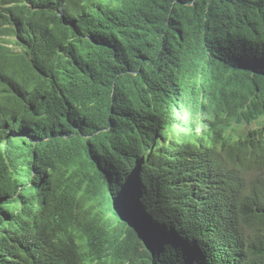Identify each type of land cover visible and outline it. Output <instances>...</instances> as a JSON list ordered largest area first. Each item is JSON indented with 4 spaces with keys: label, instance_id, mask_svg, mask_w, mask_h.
<instances>
[{
    "label": "trees",
    "instance_id": "obj_1",
    "mask_svg": "<svg viewBox=\"0 0 264 264\" xmlns=\"http://www.w3.org/2000/svg\"><path fill=\"white\" fill-rule=\"evenodd\" d=\"M182 101L264 116V0H0V264H264V124Z\"/></svg>",
    "mask_w": 264,
    "mask_h": 264
},
{
    "label": "clouds",
    "instance_id": "obj_2",
    "mask_svg": "<svg viewBox=\"0 0 264 264\" xmlns=\"http://www.w3.org/2000/svg\"><path fill=\"white\" fill-rule=\"evenodd\" d=\"M191 104V103H190ZM185 102L182 101V103L179 105L178 110H173V114H172V119H173V123L171 124V128L168 129L170 136H168V139H173L176 140L177 142L182 141L183 139H189L191 136H198L202 133V119H207V118H211V120L216 124L217 127L220 128L221 134L229 140H237L239 138V136H244L246 135V133L248 132V130H252V129H257L259 127H261L264 124V116H262L259 119L253 120L249 123L245 122V121H241L238 123H233L230 121H227L226 118H224V116H222L221 114H213L208 108H200V105L198 106H193L190 107L189 105ZM184 105L186 107H188L191 111V122H190V126L191 128L188 129L187 127V123H186V117H185V111H184ZM181 111V112H178ZM179 113V114H178ZM208 113V116H206V114ZM184 114V117L182 116ZM195 115L197 116V119L195 118ZM177 117H181L182 120H185V125H181L180 121L179 123L176 121ZM218 120H223L224 125L220 124L218 122ZM197 122V123H196ZM231 124H233L235 127H233V132L236 133V136H232L229 132L225 133V127L230 126ZM246 125V129H242V126ZM186 130L188 131V134H186ZM228 143L225 144V147H227ZM135 225V223L133 224ZM137 230L139 229L142 232L143 237L146 239L147 242V238H146V234L144 232V228L139 224L137 225ZM137 233V231H136ZM138 235V233H137ZM140 235H138L139 237ZM140 239V237H139ZM142 245L149 249L148 244L144 245L142 240L140 239Z\"/></svg>",
    "mask_w": 264,
    "mask_h": 264
},
{
    "label": "rangeland",
    "instance_id": "obj_3",
    "mask_svg": "<svg viewBox=\"0 0 264 264\" xmlns=\"http://www.w3.org/2000/svg\"><path fill=\"white\" fill-rule=\"evenodd\" d=\"M184 113H185V117H186V123H187V127H188V129L189 128H191V126H190V122H191V111H190V109L188 108V107H186L185 105H184ZM183 117H184V114L182 115ZM181 118V117H180ZM179 117H177L176 119V121L179 123V121H180V123H181V125H185V120H182V118L180 119ZM195 118L197 119V116L195 115ZM180 119V120H179ZM218 122L220 123V124H222V125H224V122H223V120H218ZM197 123V122H196ZM233 127H235L233 124H231L230 126H228V127H225V133H230L232 136H236V133H234L233 132ZM246 125H243L242 126V129H246ZM186 134H188V131L186 130Z\"/></svg>",
    "mask_w": 264,
    "mask_h": 264
},
{
    "label": "water",
    "instance_id": "obj_4",
    "mask_svg": "<svg viewBox=\"0 0 264 264\" xmlns=\"http://www.w3.org/2000/svg\"><path fill=\"white\" fill-rule=\"evenodd\" d=\"M138 235H140V239L142 240L144 245H147L146 239L143 237L142 232L138 229L137 230Z\"/></svg>",
    "mask_w": 264,
    "mask_h": 264
},
{
    "label": "bare ground",
    "instance_id": "obj_5",
    "mask_svg": "<svg viewBox=\"0 0 264 264\" xmlns=\"http://www.w3.org/2000/svg\"><path fill=\"white\" fill-rule=\"evenodd\" d=\"M178 112H181V111H178Z\"/></svg>",
    "mask_w": 264,
    "mask_h": 264
}]
</instances>
